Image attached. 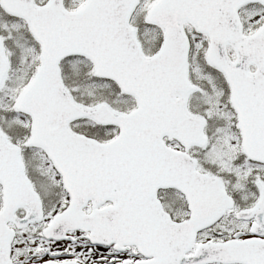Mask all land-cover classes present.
I'll list each match as a JSON object with an SVG mask.
<instances>
[{"label": "snow or ice", "instance_id": "6c2138e0", "mask_svg": "<svg viewBox=\"0 0 264 264\" xmlns=\"http://www.w3.org/2000/svg\"><path fill=\"white\" fill-rule=\"evenodd\" d=\"M0 264H264V0H0Z\"/></svg>", "mask_w": 264, "mask_h": 264}]
</instances>
